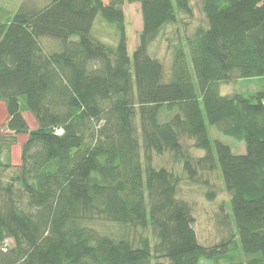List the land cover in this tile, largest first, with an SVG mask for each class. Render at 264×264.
Listing matches in <instances>:
<instances>
[{
    "label": "trees",
    "instance_id": "1",
    "mask_svg": "<svg viewBox=\"0 0 264 264\" xmlns=\"http://www.w3.org/2000/svg\"><path fill=\"white\" fill-rule=\"evenodd\" d=\"M125 1L139 3L143 18L132 54ZM201 8L207 24L169 44L166 74L149 46L178 11L193 15L191 0H47L12 15L0 4L9 131L0 134V264H218L232 241L200 243L178 178L153 164V152L172 151L196 178L185 136L206 150L198 163L218 169L231 195L246 258L227 264H264V89L221 93L222 84L264 77V0H201ZM98 18L114 28L115 45L94 35ZM45 37L59 48L46 50ZM208 124L244 142V153L212 139ZM20 134L16 166L10 146ZM149 223L154 245L130 232Z\"/></svg>",
    "mask_w": 264,
    "mask_h": 264
},
{
    "label": "rangeland",
    "instance_id": "2",
    "mask_svg": "<svg viewBox=\"0 0 264 264\" xmlns=\"http://www.w3.org/2000/svg\"><path fill=\"white\" fill-rule=\"evenodd\" d=\"M108 3L110 0H103ZM47 0H0V4L13 14L22 4L27 7H38L45 4ZM193 15L188 16L183 11H178L179 21L167 24L161 35L149 46V53L153 57L159 58L163 64L165 73L168 74L171 65V49L169 44L177 42L184 36L190 35L199 25H206L205 14L201 8V0H191ZM126 19V31L128 36V52L132 54L139 43V34L143 28V18L141 5L139 3H130L125 1L123 4ZM93 33L96 38L108 45H115L116 35L114 28L101 18L95 22ZM42 44L46 50H55L59 48L57 41L51 38H43ZM264 89V77H251L239 79L229 84H222L221 93L228 94L234 92L251 93L256 90ZM31 128L37 125L33 115L26 111L24 113ZM7 112L5 103L0 101V134L6 135L9 132L3 124L6 122ZM210 136L212 139H220L232 147L234 153H244V142H239L231 136L221 133L215 125L208 124ZM17 141L10 146V161L13 165L21 163L22 143L26 140L25 134L17 135ZM183 155L190 156L194 167L198 173L197 177L192 179L184 167V157L176 156L172 151L163 153L153 152V164L157 167H165L172 175L178 178L177 197L186 200L195 218L194 228L196 230L199 242L206 246H213L224 240L230 239L232 242L227 249L225 256L221 257L218 264H227L229 256L238 260H245L246 256L241 250L236 233V227L231 217L230 193L225 189L222 177L218 169L204 168L200 166L199 159L203 158L206 150L196 146L192 137L185 136L182 139ZM5 159V158H4ZM209 190L214 191L212 199L207 197ZM26 199H24V202ZM116 232L119 227H111ZM131 236L138 240L147 237L150 244L158 242L152 225L149 223L145 228H130ZM13 244L12 239L6 240V246ZM5 246V247H6ZM200 264H216L210 260H201Z\"/></svg>",
    "mask_w": 264,
    "mask_h": 264
},
{
    "label": "crops",
    "instance_id": "3",
    "mask_svg": "<svg viewBox=\"0 0 264 264\" xmlns=\"http://www.w3.org/2000/svg\"><path fill=\"white\" fill-rule=\"evenodd\" d=\"M36 127V126H35Z\"/></svg>",
    "mask_w": 264,
    "mask_h": 264
}]
</instances>
